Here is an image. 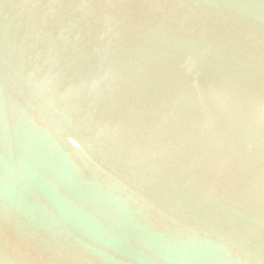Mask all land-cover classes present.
I'll return each instance as SVG.
<instances>
[{"label": "water", "instance_id": "obj_1", "mask_svg": "<svg viewBox=\"0 0 264 264\" xmlns=\"http://www.w3.org/2000/svg\"><path fill=\"white\" fill-rule=\"evenodd\" d=\"M0 264H264V0H0Z\"/></svg>", "mask_w": 264, "mask_h": 264}, {"label": "snow or ice", "instance_id": "obj_2", "mask_svg": "<svg viewBox=\"0 0 264 264\" xmlns=\"http://www.w3.org/2000/svg\"><path fill=\"white\" fill-rule=\"evenodd\" d=\"M77 147H79V146H77Z\"/></svg>", "mask_w": 264, "mask_h": 264}]
</instances>
